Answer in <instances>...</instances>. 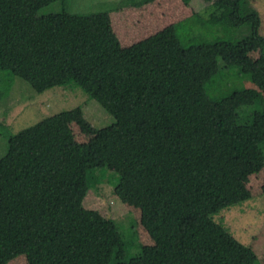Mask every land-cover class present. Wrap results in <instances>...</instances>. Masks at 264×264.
<instances>
[{
	"label": "trees",
	"instance_id": "trees-1",
	"mask_svg": "<svg viewBox=\"0 0 264 264\" xmlns=\"http://www.w3.org/2000/svg\"><path fill=\"white\" fill-rule=\"evenodd\" d=\"M56 1L0 0V105L18 78L35 93L80 89L114 121L77 141L58 112L9 137L0 264L21 254L28 264H261L214 216L249 200L245 178L264 168L259 10L251 0H204L206 16L193 10L192 24L124 47L108 12L40 13ZM231 68L258 77L259 91L209 95L206 85ZM111 165L129 174L158 245L150 252H133L135 225L121 229L84 206Z\"/></svg>",
	"mask_w": 264,
	"mask_h": 264
},
{
	"label": "rangeland",
	"instance_id": "rangeland-1",
	"mask_svg": "<svg viewBox=\"0 0 264 264\" xmlns=\"http://www.w3.org/2000/svg\"><path fill=\"white\" fill-rule=\"evenodd\" d=\"M262 18L260 28L264 35V0H251ZM204 0H59L43 8L40 13L65 9L75 14H91L106 11L112 28L122 46L127 47L163 27L179 21L192 24L193 10L206 16L210 6ZM254 52L253 57L258 56ZM223 76L206 85L209 95L228 92L232 88L248 87L259 91L260 80L249 79L236 69H222ZM15 78L11 95L0 105V157L6 152L7 141L17 131L55 113H63L64 120L77 141L89 140L99 128L111 124L113 117L97 101L89 100L80 90L54 87L43 93H35L29 84ZM97 102V103H96ZM102 183L99 192L90 189L84 206L114 218L121 229L135 225L140 245L134 253L150 252L158 247L141 224V211L126 170L109 166L100 170ZM251 191L249 200L221 209L215 219L241 242L251 246L264 264V168L245 178ZM132 252V253H133ZM7 264H28L25 255L15 257Z\"/></svg>",
	"mask_w": 264,
	"mask_h": 264
}]
</instances>
